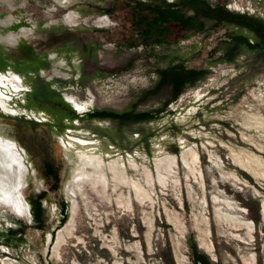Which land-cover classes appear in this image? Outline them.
<instances>
[{
	"label": "rangeland",
	"instance_id": "374dc122",
	"mask_svg": "<svg viewBox=\"0 0 264 264\" xmlns=\"http://www.w3.org/2000/svg\"><path fill=\"white\" fill-rule=\"evenodd\" d=\"M140 1L159 3L0 0V76L24 82L19 92L0 86L11 111L0 105V134L24 151L30 215L0 210V264H191L192 234L215 263L264 264V58L246 50L221 60L232 36L253 34L205 20V32L174 24V38L147 45L133 15ZM207 1L264 21V0ZM182 63L209 73L174 102L167 88L150 93L162 69ZM93 111L158 115L121 124ZM50 162L58 191L44 179ZM93 167L109 185L103 194ZM43 193L45 231L29 204Z\"/></svg>",
	"mask_w": 264,
	"mask_h": 264
},
{
	"label": "trees",
	"instance_id": "16d2710c",
	"mask_svg": "<svg viewBox=\"0 0 264 264\" xmlns=\"http://www.w3.org/2000/svg\"><path fill=\"white\" fill-rule=\"evenodd\" d=\"M186 11H193L194 15L188 16ZM133 15L137 20L136 27L142 32V37L147 45H157L162 43L163 40L174 38L175 31L171 26L174 24H177L179 30L185 34L205 32L204 21L209 20L215 22L218 26L235 25L252 33L254 37V39H251L242 34L232 36L228 45L229 49L224 52L221 58L222 61L234 63L235 59L246 50L257 52L264 58V21L247 13H235L221 5L213 6L207 0H176L172 3L166 0H159V3L138 2L137 7L134 8ZM208 73L209 69H190L184 63L171 65L158 73L159 77L154 89L156 91H150V93L157 94V91L167 88L173 92V99L170 102H174L188 87L196 85ZM169 104L167 102L163 110H167ZM60 105L62 108H66V116L70 120L73 121L80 118L68 105L64 103ZM157 115V112L117 114L107 111H93L89 114L91 119H112L118 120L121 124L130 121H149L155 119ZM175 152L177 153L178 151L175 150ZM43 174L44 179L48 183H54L53 189L58 191L61 182L59 168L55 167L51 162L46 163ZM46 197L47 194L43 193L38 197V201H29L35 223L34 227L42 231L46 230L49 219L48 213L43 207V200ZM60 208L62 214L61 224L63 225L69 217L68 204L62 200ZM188 247L190 250L188 256L191 264H218L199 249L193 234L190 236Z\"/></svg>",
	"mask_w": 264,
	"mask_h": 264
},
{
	"label": "bare ground",
	"instance_id": "6f19581e",
	"mask_svg": "<svg viewBox=\"0 0 264 264\" xmlns=\"http://www.w3.org/2000/svg\"><path fill=\"white\" fill-rule=\"evenodd\" d=\"M105 23H106L105 19L97 21L98 25H102ZM0 41H2L5 44V41L7 40L6 38L0 37ZM0 86H4L6 90H9L10 88H12L13 92H17L21 90L22 85H21L20 78L18 77V75L15 72L8 71L5 75L0 76ZM2 93L0 92V105L2 106V108L6 110L8 114L11 111L8 109L6 99L2 95ZM75 99L77 98H74L73 96L68 98V100L72 104L75 103ZM79 106H80L79 107L80 109H83L82 104H79ZM83 110L87 111V108L86 109L84 108ZM23 157H24V151L22 147L18 144V142L0 134V210L7 209L11 211L13 214L17 215V217L30 218V215L28 213V208H27L28 203L26 202L24 195L22 193V190L27 184L24 181V175L21 172L23 169V165H24ZM102 171L103 170L98 169L96 167L89 169V178H91V180L96 182V185L94 184V187L93 186L92 187L99 194L100 193L103 194L105 192L104 190H107V188L109 187L106 178L105 179L102 178V175H101ZM26 173H27V170H26ZM114 177L117 179L115 180L116 182L119 181L117 176H114ZM73 179L75 178H72V180ZM115 184L117 187V183ZM114 189L115 188H113L112 191ZM65 191H66V186H65ZM138 193L140 194V192ZM139 200L141 204H144L145 202H147V197H142L140 194ZM202 248L205 249L204 247ZM205 251H208V250L205 249ZM178 264H182V261L180 259L178 260Z\"/></svg>",
	"mask_w": 264,
	"mask_h": 264
},
{
	"label": "flooded vegetation",
	"instance_id": "af4514ba",
	"mask_svg": "<svg viewBox=\"0 0 264 264\" xmlns=\"http://www.w3.org/2000/svg\"><path fill=\"white\" fill-rule=\"evenodd\" d=\"M105 26V25H104ZM16 38H18V37H16ZM17 75H18V77L20 78V74H18V73H16ZM20 82H21V85L23 86V80H22V78H20ZM23 89H21V90H19V91H22ZM19 91H17V92H19ZM9 115H12V114H9ZM67 183V182H66ZM65 186H66V184H65Z\"/></svg>",
	"mask_w": 264,
	"mask_h": 264
}]
</instances>
